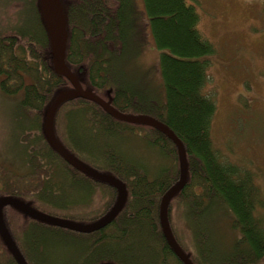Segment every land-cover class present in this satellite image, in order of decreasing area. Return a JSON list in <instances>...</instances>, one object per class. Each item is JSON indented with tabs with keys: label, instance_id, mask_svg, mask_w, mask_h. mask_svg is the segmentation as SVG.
Masks as SVG:
<instances>
[{
	"label": "trees",
	"instance_id": "16d2710c",
	"mask_svg": "<svg viewBox=\"0 0 264 264\" xmlns=\"http://www.w3.org/2000/svg\"><path fill=\"white\" fill-rule=\"evenodd\" d=\"M66 2L69 68L85 72V83L94 93L110 94L116 110L155 118L184 146L188 178L169 201L167 217L170 225L173 207L180 208L177 216L195 250L193 263H262L264 192L252 171L221 161L212 145L216 107L203 88L216 50L199 32L196 0H142L159 55L160 84L158 89L142 80L155 88L141 92L133 86L141 70L136 59L130 62L139 41L133 1ZM24 11L23 23L13 28L16 41L0 35V92L23 94L14 113V141L0 156V196L12 195L44 213L89 223L111 208L116 191L74 170L44 140V109L58 90L70 85L51 68L40 15L35 7L31 14L27 7ZM29 41L31 48L26 49ZM125 60L132 63L129 68L119 67ZM59 113L55 129L63 131L65 147L92 168L122 181L128 195L116 218L89 234L24 220L23 230L14 235L28 263L182 264L159 223L161 198L179 176L173 142L159 130L116 120L88 100L65 102L56 118ZM136 140L146 145V159L153 166L136 149ZM102 193L109 197L107 204ZM5 220L10 222L8 216ZM0 254V264H16L2 246Z\"/></svg>",
	"mask_w": 264,
	"mask_h": 264
},
{
	"label": "rangeland",
	"instance_id": "374dc122",
	"mask_svg": "<svg viewBox=\"0 0 264 264\" xmlns=\"http://www.w3.org/2000/svg\"><path fill=\"white\" fill-rule=\"evenodd\" d=\"M132 1L139 41L135 44L136 56L130 62L136 59L139 71L141 70L139 83L133 85L136 91L141 92L145 88L150 90L158 88L160 84L159 55L151 38L142 0ZM30 2L32 3L28 5ZM61 3L68 10L66 0H61ZM196 3L200 15L199 32L212 42L216 50L210 58L208 80L203 88L204 94L213 98L216 107L210 126L212 145L221 161L236 163L252 171L256 184L264 192V0H196ZM26 7L30 14L33 7L37 14H40L37 0H0V35L4 36V39L16 41L13 28L18 23H23L27 13L24 11ZM66 18L68 19L67 15ZM66 23L69 33L68 21ZM25 48H31L30 41L26 43ZM48 48L51 63L49 43ZM130 62L120 61L119 67L129 68L132 64ZM76 74L83 77L84 86L89 88L84 80L85 72ZM142 80L151 81L155 87L146 86ZM69 88L70 86L63 89ZM22 95L21 92L17 94L0 92V156L14 141L16 124L14 113L19 111ZM70 101L72 100H67L66 103ZM60 115V113L57 115V121ZM57 132L63 138L60 126L59 129L57 127ZM134 145L145 161L153 166V161L146 159L148 155L146 145L140 140H136ZM101 200L107 204L108 195L102 193ZM29 203L35 207L33 203ZM179 211L180 208L173 207L171 217L173 223L170 225L175 238L180 242L181 249L193 263L195 250L189 245L191 241L188 239V228L179 221L177 216ZM7 216L10 222L6 224L16 239L20 233L19 228L22 231L24 220L28 219L17 210L4 207V221ZM75 219L76 222L84 223ZM0 246L4 247L1 241ZM4 250L8 254L5 247ZM262 261L260 264H264V259ZM50 263L51 260L47 264Z\"/></svg>",
	"mask_w": 264,
	"mask_h": 264
},
{
	"label": "water",
	"instance_id": "95a60500",
	"mask_svg": "<svg viewBox=\"0 0 264 264\" xmlns=\"http://www.w3.org/2000/svg\"><path fill=\"white\" fill-rule=\"evenodd\" d=\"M39 2L40 19L47 34L50 47L51 65L54 74L66 79L71 88L60 89L55 93L54 98L44 109L42 132L48 146L56 152L66 163L78 170L85 176L105 183L116 191V198L112 207L100 218L89 223H80L74 220L51 216L32 207L29 202L12 196H0V240L7 252L11 255L16 264H27L25 258L19 251L14 239L7 229L3 219V208L12 207L24 216L40 221L50 226L59 227L79 233H91L104 228L110 224L123 209L127 191L125 184L111 174L100 172L76 158L67 150L55 135L54 117L58 108L67 100L85 99L98 104L108 115L116 120L152 127L165 134L175 145L179 160V176L177 182L172 185L162 196L160 201L159 223L161 231L168 243V246L182 264H193L189 256L181 249L174 238L168 223L167 208L169 201L176 196L184 187L188 178V168L185 156V149L180 139L162 122L146 115H134L121 113L111 105V98L107 101L103 97L94 94L91 90L83 88L81 76L72 72L66 63V52L68 42L67 18L61 0H37ZM38 7V6H37ZM79 74V73H78ZM81 74V73H80ZM99 264H115L101 262Z\"/></svg>",
	"mask_w": 264,
	"mask_h": 264
},
{
	"label": "bare ground",
	"instance_id": "6f19581e",
	"mask_svg": "<svg viewBox=\"0 0 264 264\" xmlns=\"http://www.w3.org/2000/svg\"><path fill=\"white\" fill-rule=\"evenodd\" d=\"M63 8H65L64 6H63ZM64 12H65V15H67V12H66V8L64 9ZM105 101H107L108 99H106V98H103ZM94 103V102H93ZM96 104V103H95ZM96 105H98V104H96ZM99 106V105H98ZM100 107V106H99ZM60 108V107H59ZM59 108H58V110H59ZM101 108V107H100ZM58 110H57V112H58ZM56 112V113H57ZM43 118H44V114H42V117H41V123L43 122ZM74 169V168H73ZM74 170H76V169H74ZM77 172H79L78 170H76ZM80 173V172H79Z\"/></svg>",
	"mask_w": 264,
	"mask_h": 264
},
{
	"label": "flooded vegetation",
	"instance_id": "af4514ba",
	"mask_svg": "<svg viewBox=\"0 0 264 264\" xmlns=\"http://www.w3.org/2000/svg\"><path fill=\"white\" fill-rule=\"evenodd\" d=\"M83 175V174H82Z\"/></svg>",
	"mask_w": 264,
	"mask_h": 264
}]
</instances>
